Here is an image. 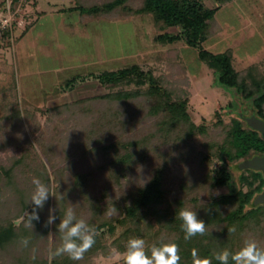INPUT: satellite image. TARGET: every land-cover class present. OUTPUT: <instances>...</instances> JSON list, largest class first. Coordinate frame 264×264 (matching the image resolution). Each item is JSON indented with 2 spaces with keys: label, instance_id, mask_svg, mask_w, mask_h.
<instances>
[{
  "label": "trees",
  "instance_id": "obj_1",
  "mask_svg": "<svg viewBox=\"0 0 264 264\" xmlns=\"http://www.w3.org/2000/svg\"><path fill=\"white\" fill-rule=\"evenodd\" d=\"M26 1L35 4V0ZM205 1L139 0V5H134L133 0H73V5L67 11H77L92 18L118 15L126 19L135 15H152L160 31L156 36L158 43L169 45L183 40L196 48L199 59L214 70L218 84L229 89L237 102H249L254 115L264 120V76L257 72L256 67L248 68L244 74L237 72L232 65L230 49L213 54L202 46L213 35L210 32L215 13L232 0H214L213 7H208ZM31 24L25 25L16 43L27 34ZM170 29L176 31L170 32ZM4 39L9 41L7 35ZM87 77L97 80L99 86L109 92L82 97L76 100V104L106 101L118 105V108L108 113L105 111L91 121L90 135L101 131L105 117V123L117 130L127 126L135 113L138 115L140 112L153 119V132L136 139L114 138L106 144L82 149L75 163L80 169L70 172L71 181H67L62 174L61 177L56 175L61 186L55 189L51 197L54 204L52 215L56 217L52 224L46 225L50 196L43 210L36 209L39 220L31 221L32 228L27 226L25 216L19 225H15L12 217H8L4 223L0 218V251L9 256L10 264H49L48 253L52 256L50 264H81L82 260L86 261L92 254L105 249L100 235L115 232L117 225L123 228L114 242L120 252L125 251L121 244L131 238L143 239L148 255L153 245L159 247L175 243L179 248V264H192V249H196L201 258L210 259L212 264H220L215 254L224 249L234 254L238 246L243 245L245 235H258L264 243V204L253 205L254 197L264 190V174L237 167L245 159L264 155V137L249 128L238 112L233 110L231 121L227 124L224 123V115L216 113L214 126L219 131L210 132L206 122L197 125L192 120L185 91L175 92L165 86L152 71H144L133 64ZM78 80L74 77L64 86L73 88ZM132 108H136L135 111ZM85 110L91 112L89 106ZM123 115H126L125 119H122ZM156 141L159 146L167 148L168 155L150 169L145 183L120 199L119 208H116L120 211L119 217L114 220L105 218L107 211L103 210L102 203L108 197L109 189L119 186L123 178L149 164ZM23 158L24 155L12 165L0 167V202L4 189L13 190L14 187L20 188L19 193L23 191L22 186L12 178L13 171L21 165ZM215 163L218 164L216 167ZM88 164L91 167L84 169ZM171 171L176 172L175 189L168 186ZM33 176L49 187L45 172L33 169ZM98 183L102 184L97 189L95 186ZM216 189L225 191L214 195L212 191ZM204 191H209L205 198L202 196ZM13 204L18 212L15 218L27 210L31 214L35 208L30 201L25 202L21 197L17 204L9 199V212ZM72 205L77 219L80 209L91 213L85 222L95 230L94 245L78 261L71 260L67 254L56 255L63 235L57 230L58 225ZM185 208L195 211L197 218L205 223L203 236L197 235L187 241L184 239L178 213ZM154 223L158 226L155 231ZM233 228L234 232L231 231ZM24 240L28 241L26 246L22 243ZM39 248L42 260L36 262ZM229 264L234 262L229 259Z\"/></svg>",
  "mask_w": 264,
  "mask_h": 264
},
{
  "label": "rangeland",
  "instance_id": "obj_2",
  "mask_svg": "<svg viewBox=\"0 0 264 264\" xmlns=\"http://www.w3.org/2000/svg\"><path fill=\"white\" fill-rule=\"evenodd\" d=\"M71 3L73 0H35L34 5L32 1L25 3L17 16L11 40H0V63L3 64L2 55L7 60V65H0L3 69L0 72V167L12 165L24 155L23 162L12 176L23 191L19 193L20 188L14 187L13 190H2L0 218L3 223L12 217L15 225H19L20 218L25 216L23 213L15 218L17 207L11 205L9 212L8 201L12 199L17 204L21 197L25 202L30 201L35 188L33 169L45 172L49 178V216V210H54L51 197L61 186L56 177L62 174L71 181L70 172L80 169L75 163L82 149L106 144L114 138L136 139L153 132V119L140 112L138 115L135 113L127 126L117 130L105 123L107 118L104 116L101 131L90 135L92 120L105 111L108 113L118 108L117 104L106 101L76 104V100L82 97L109 92L99 86L97 80L87 77L90 74L116 71L133 64L144 71H152L165 86L175 92L185 91L192 120L197 125L206 122L210 132L219 131L214 126L216 113L224 115L225 124L233 115L228 114V110L243 113L231 91L218 84L214 70L199 59L196 48L183 40L169 45L156 41L160 31L152 15H135L126 19L118 15L92 18L77 11L68 12L67 9L73 5ZM139 3V0L132 2L134 5ZM205 4L213 7L215 2L206 0ZM60 9L66 11L59 12ZM29 23L35 25L16 43ZM210 33L213 35L202 43L204 49L213 54L230 49L232 65L237 72L244 74L248 68L256 67L257 72L264 76V0H232L222 5L214 15ZM74 77L79 78L74 87H65V83ZM87 106L91 110L89 113L85 110ZM125 118L123 115L122 119ZM154 151L147 166L123 178L119 186H111L102 203L103 210L107 211L105 218L114 220L119 217L120 211L110 215L109 210L112 207L118 209L120 199L145 183L150 169L160 164L169 153L157 141ZM89 164L84 169L90 168ZM170 176L168 186L175 189L176 172L171 171ZM224 191L216 189L212 193L218 195ZM208 192L202 194L203 198ZM72 207L74 209V205ZM90 215L83 209L78 211L79 219L87 221ZM122 229L117 225L115 232H103L100 239L105 249L92 254L86 261L82 260L81 264H125L123 256L117 255L125 251L120 252L114 244ZM156 229L158 226L154 223L153 230ZM247 239L255 240L260 248L264 247L258 235H245ZM121 246L126 250L127 243ZM8 257L1 250L0 264H10ZM37 257L39 260L36 262H41L40 248ZM47 259L50 264V253Z\"/></svg>",
  "mask_w": 264,
  "mask_h": 264
},
{
  "label": "clouds",
  "instance_id": "obj_3",
  "mask_svg": "<svg viewBox=\"0 0 264 264\" xmlns=\"http://www.w3.org/2000/svg\"><path fill=\"white\" fill-rule=\"evenodd\" d=\"M35 186L33 193L30 196V202L35 206L31 214L25 212L27 218L26 224L32 228L31 221L39 220L36 209H43L44 202L50 196V190L47 185L39 179L32 180ZM53 210H49V216L46 225H50L56 219L52 215ZM118 210L112 207L109 214H117ZM179 219L182 221L181 229L185 233L184 239L187 241L190 238L201 235L206 232L205 223L197 218L195 211L191 209H181L178 213ZM22 221L24 217L20 218ZM62 233L61 246L56 250V255L67 254V256L74 261L83 258V254L88 251L95 243V230L90 228L83 219H77L75 213L70 206L62 219L57 229ZM235 231V229H231ZM22 243L26 246L28 241L24 240ZM145 241L141 238H131L127 242L124 253H117L122 255L125 264H179L180 255L178 245L175 243L162 244L157 247L153 245L150 249V255L145 251ZM192 264H212L208 258H201L196 249L191 250ZM215 259L220 264H229L231 259L234 264H264V249H261L257 242L252 239L244 241L243 246L234 254L229 250L224 249L215 254Z\"/></svg>",
  "mask_w": 264,
  "mask_h": 264
},
{
  "label": "water",
  "instance_id": "obj_4",
  "mask_svg": "<svg viewBox=\"0 0 264 264\" xmlns=\"http://www.w3.org/2000/svg\"><path fill=\"white\" fill-rule=\"evenodd\" d=\"M235 93V91H233ZM233 110L227 111V113H232ZM239 117L246 122L247 126L257 132H259L264 137V120L256 117L254 114L249 117H244L242 112H238ZM238 169L245 170L251 169L256 171H261L264 174V156H254L250 159H245L238 164ZM264 204V190L257 194L253 199V205Z\"/></svg>",
  "mask_w": 264,
  "mask_h": 264
},
{
  "label": "built area",
  "instance_id": "obj_5",
  "mask_svg": "<svg viewBox=\"0 0 264 264\" xmlns=\"http://www.w3.org/2000/svg\"><path fill=\"white\" fill-rule=\"evenodd\" d=\"M26 0H0V40H11L17 16L21 14Z\"/></svg>",
  "mask_w": 264,
  "mask_h": 264
},
{
  "label": "flooded vegetation",
  "instance_id": "obj_6",
  "mask_svg": "<svg viewBox=\"0 0 264 264\" xmlns=\"http://www.w3.org/2000/svg\"><path fill=\"white\" fill-rule=\"evenodd\" d=\"M238 104H239V110L243 111L244 117H249V116L254 114L253 111H252L253 110L252 106H251V104L249 102H246V101H243V100H239ZM263 156L264 155H262L260 157H263ZM248 159H250V158H248Z\"/></svg>",
  "mask_w": 264,
  "mask_h": 264
},
{
  "label": "crops",
  "instance_id": "obj_7",
  "mask_svg": "<svg viewBox=\"0 0 264 264\" xmlns=\"http://www.w3.org/2000/svg\"><path fill=\"white\" fill-rule=\"evenodd\" d=\"M36 21H37V20H36ZM36 21H35V22H36ZM33 25H35V23H34ZM33 25L31 26V28H30V29H32V28H33ZM30 29H29V31H30ZM29 31H28V32H29ZM28 32H27V33H28ZM26 35H27V34H26ZM26 35H25V36H26ZM21 39H22V38H21ZM21 39H20V40H21ZM17 43H18V42H17ZM1 57H2V59H1V60H3V64H1V63H0V65H4V64H5V65H7L6 56L2 55ZM2 70H3V69H2V68H0V72H2Z\"/></svg>",
  "mask_w": 264,
  "mask_h": 264
}]
</instances>
